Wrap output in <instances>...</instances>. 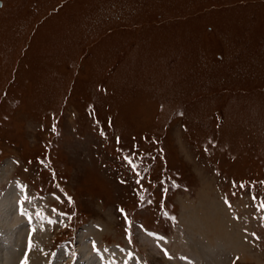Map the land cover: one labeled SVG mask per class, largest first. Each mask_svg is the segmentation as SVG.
Segmentation results:
<instances>
[{
    "label": "rangeland",
    "instance_id": "rangeland-1",
    "mask_svg": "<svg viewBox=\"0 0 264 264\" xmlns=\"http://www.w3.org/2000/svg\"><path fill=\"white\" fill-rule=\"evenodd\" d=\"M93 121L111 142L100 144ZM115 134L120 157L142 163V172L124 163L125 184L110 166L121 162ZM204 144L226 177L258 182L264 193V0H0V187L17 167L43 188L63 183L65 206L73 199L79 225L102 224L103 240L123 239L122 201L197 263L264 264V242L243 240L241 219L228 225L215 189L228 182L204 169ZM43 153L54 176L38 175L29 159ZM142 194L150 199L136 202ZM63 229L36 244L74 233ZM132 229L151 264H172ZM81 237L77 264L89 254ZM2 240L13 245L0 235V250ZM22 246L0 252V264H13Z\"/></svg>",
    "mask_w": 264,
    "mask_h": 264
},
{
    "label": "bare ground",
    "instance_id": "bare-ground-1",
    "mask_svg": "<svg viewBox=\"0 0 264 264\" xmlns=\"http://www.w3.org/2000/svg\"><path fill=\"white\" fill-rule=\"evenodd\" d=\"M11 198H12L11 194L8 193L7 196H6V198L2 202H0V231H2V236L4 234V236H6L7 238L12 239L11 241L13 242V245H18L19 244V240L21 238L20 231L22 229V225H20V222H19L20 221V217L18 215H16L15 212L13 211V208H12V199ZM209 227L210 228H213L211 226H209ZM210 232L212 233V236L210 237V242H208V239H205L204 241L206 242L205 244H208L209 246H212V243H214L213 242L214 240L211 241V238H215L216 237L217 230L213 228V229L210 230ZM217 237L221 241H222V239L227 238L226 237V233H223L222 231L219 232V234H218ZM16 241H18V242H16ZM9 245L10 246H13L11 243ZM206 249L208 250V249H210V247L209 248H206ZM10 250H12V249L10 248ZM83 250L86 252L87 249H84L83 248ZM202 255L203 256H206L207 253L206 252H203ZM121 259L122 258H121V255L120 254H117V255L114 254V255L111 256V260H112L113 264H121ZM3 260L5 261V258ZM3 260H2V262H3ZM85 260H87L88 262L85 263L84 262ZM208 261H209V258H208ZM83 262L85 264H98L96 262L95 258L93 257V255H91L90 252H89V254H88V256H87L86 259L83 258ZM83 262L80 263V264H84ZM122 264H124V263L122 262Z\"/></svg>",
    "mask_w": 264,
    "mask_h": 264
}]
</instances>
